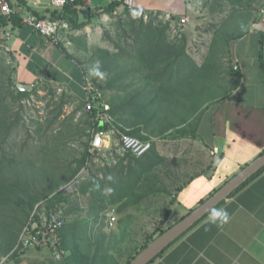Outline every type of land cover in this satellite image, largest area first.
<instances>
[{
	"label": "crops",
	"instance_id": "crops-1",
	"mask_svg": "<svg viewBox=\"0 0 264 264\" xmlns=\"http://www.w3.org/2000/svg\"><path fill=\"white\" fill-rule=\"evenodd\" d=\"M112 1L120 0H79L80 4L73 8L76 11L74 26L70 24L72 27L69 29L68 23L63 20L66 27L57 32L56 40L42 37L25 25L12 27L9 24L6 27L9 33L6 44L8 51H0V56L4 57L6 64H11L15 86L22 83L33 89L34 82L44 80L59 87L60 92L76 102H85L87 93L84 89L87 85L82 63H99L91 59L94 52L92 46H96L94 44L99 40L98 31L109 16L124 9L121 5L115 12L107 13ZM134 9L145 15H169L173 19L172 26L177 25L180 18H187L188 24L180 29L188 40V0H134ZM32 11L44 18L52 16L48 10L45 13ZM169 33L174 37L172 31ZM262 36L264 11L246 35L231 42L230 66L237 87L229 98L208 105L193 136L177 138L170 142L169 147L165 144L155 147L164 162L153 171L159 178L156 177L158 182L154 184L156 191L152 195L167 191L162 182L166 178L163 176L167 171V150L161 149H178L171 152L177 156L172 178L182 182L175 188L170 210L175 205L184 209V216H180L179 220L264 153V70L260 59ZM249 37L252 40L250 54L232 48L233 43L241 44ZM77 65L82 72L78 71ZM52 70L62 77L52 75ZM156 139L162 138L146 141L151 143ZM215 148L218 149L217 156L212 155ZM100 157H95L91 162H99ZM216 209L227 211V223H209L211 213L208 214L150 264H264V171ZM66 251L68 255L63 262L54 261L47 251L28 250L12 256L11 252L7 260L0 264H65V261L73 264L74 259H69L71 252Z\"/></svg>",
	"mask_w": 264,
	"mask_h": 264
},
{
	"label": "rangeland",
	"instance_id": "rangeland-1",
	"mask_svg": "<svg viewBox=\"0 0 264 264\" xmlns=\"http://www.w3.org/2000/svg\"><path fill=\"white\" fill-rule=\"evenodd\" d=\"M188 3L190 4L188 29L190 30L187 32L186 52L198 66L202 64L211 40L218 30H225L238 19L245 20V23L240 26L239 32L250 29L260 19L264 11V0H256L244 10L237 12L232 17L233 20H229L232 15V8L221 0H188ZM28 8L36 10L38 13H45L47 10L48 12L52 11L47 0H43L37 5L30 4L29 7L22 6L21 13L27 14ZM50 17L53 18L50 15L47 18ZM149 19L147 17L143 20L147 22ZM158 20L157 17L156 21ZM128 21V18L124 16L123 8L113 16H109V19L101 25L102 28L98 31L99 40L95 42L94 45L96 46H92V50L95 51L100 48L115 53L117 47L124 48L131 45ZM227 21H229V25L223 28V24ZM66 22L70 29L73 25L71 26L67 20ZM72 22L75 24L74 18ZM170 24V31H172L171 27H175L176 24L173 26L172 23ZM61 32L62 30L58 33V37ZM251 43L252 40L249 37L241 44L233 43L232 48L237 49L240 53L250 54ZM234 51L236 52V50ZM82 64L85 66L86 85L90 90L94 89L101 95V102L96 103L95 107L103 103L108 104L111 95L115 92L99 88L98 85L105 88L107 81L116 77V73L104 72L101 63ZM223 64L224 69L231 68L230 65L228 66L229 63ZM97 65L105 73L104 79L90 75L91 69ZM77 66L78 71L82 72L79 65ZM13 74L11 64H6L4 57L0 56V117L4 118L3 115H6L10 121L16 115L20 117L19 123L9 134V139L5 143V151L10 154L11 166L2 169L0 178L9 184L21 185L25 183L27 190L24 192L30 196L36 194L53 196L61 189L63 194L61 197H67V204L62 202L58 208L62 212L67 211V216L64 217L65 229L63 230L64 233L62 232V242L66 243L70 252L76 242L79 253L84 252L85 255L87 253L89 263H92L91 257L94 255V261H96L94 264H127L137 251L138 253L141 251V247L145 243L158 237L161 230L166 231L179 221L180 216H184V209L178 205L170 210V202L176 191L175 188L182 182L172 178L173 164L177 161V156L172 154L178 150L172 148L161 149L162 151L167 150L165 155L167 157L165 168L167 171L163 176L166 178L162 182L169 193L166 191L160 195H152L139 206L124 209L120 213L117 212L118 206L106 205L104 211L99 212L97 210L98 213L93 214L91 201L79 194L76 185L80 181H89L91 174H95L98 179L103 180V174L109 169L127 163V153L122 154L115 150H112L111 155L110 152L104 153L99 158V162L93 160V163L91 162L92 159L89 161L85 173H82L76 182L65 181L72 172L78 169L77 161L85 153L93 132L84 110L86 103L76 102L72 97L60 92L59 87L44 82V80L34 82L31 95L17 103L12 97V93L15 94ZM52 75L61 76L60 73L53 70ZM125 83H128V80ZM222 85L224 89L228 86L226 82ZM8 125L9 122L0 121V142L4 141L3 130ZM177 138L181 137L172 133L160 139L164 143H161L159 139L151 143L155 147L163 144L169 147L170 142ZM9 146L11 148H7ZM152 175L154 179L150 183L155 184L158 182L156 177L159 178V176L154 172ZM57 182L60 187L53 192ZM104 189L109 193V187ZM110 199L107 198V200ZM38 205L34 207L33 211L36 210L40 214L48 212L43 200ZM25 212L22 211V213ZM111 214L116 217V223L113 228L107 229L105 226L106 219ZM20 215L22 214L19 212ZM19 219L21 220V217ZM15 227L18 228L17 225H14V229ZM7 258L8 256L0 257V263L6 261ZM80 259L86 260L82 256Z\"/></svg>",
	"mask_w": 264,
	"mask_h": 264
},
{
	"label": "trees",
	"instance_id": "trees-1",
	"mask_svg": "<svg viewBox=\"0 0 264 264\" xmlns=\"http://www.w3.org/2000/svg\"><path fill=\"white\" fill-rule=\"evenodd\" d=\"M6 1L12 9L15 8L17 0ZM221 1L232 8V15L229 20H233L232 17L237 12L244 10L256 0ZM78 4L80 2L76 0L73 5H67L61 13L53 12V19L67 20L74 26L72 19L76 16V11L73 8ZM121 5V0L112 1L106 12L111 14ZM30 11L38 18L44 19L32 10ZM144 15L134 8L127 9L124 7V16L129 20L131 45L124 48L117 47L115 53L100 48L92 53L91 59L93 62L101 63L104 72L116 73V77L107 81L105 88L98 85L99 88L115 92L109 99L108 115L114 120V122L112 121L113 125L119 131L142 141L150 140V138H163L172 133L182 138L188 135L193 136L201 115L208 105L229 98L236 89L235 74L232 68L224 69L223 63L230 65L231 42L246 35L249 28L242 32L238 31L240 26L245 23L243 19L234 21L231 26H228L229 21L225 22L223 28L228 27L223 31L218 30L213 36L203 62L198 66L186 52V38L182 29H177L179 36L171 37L169 33L170 23L156 21L157 14L156 16L148 15L150 19L145 22L143 20ZM9 24L12 27L23 25L18 15L0 16V28H5ZM81 26L77 25V27ZM263 37L261 46L263 45ZM260 59L261 67L264 70L262 49ZM127 80L128 83H125ZM225 82L228 86L224 89L222 83ZM14 90L15 94L12 93V97L17 103L31 95V91L21 92L16 86ZM91 90H93L91 91L93 94L94 89ZM97 112V108H94L89 114L86 113L89 126L94 130H107L109 128L107 124L94 122ZM3 116L5 117H0V121L9 122V125L3 130L4 141L0 142V174L2 169L11 166L10 154L5 151V143L9 139V134L20 121L18 115L11 121L6 115ZM7 148H11V146ZM88 148L89 145L77 161L78 169L72 172L65 181H73L81 169L85 168L86 163L91 160L87 151ZM127 156V163L109 169L103 174V180L98 179L95 174H91L89 181H80L76 185L79 194L91 201L93 214L96 215L97 210L99 212L104 211L106 205L117 204H119L117 212L120 213L124 209L138 205L144 198L155 193L154 183H150L154 179L152 173L158 165L164 162V159L156 152L155 146L152 145L149 152L141 158H135L129 153ZM263 171L264 168L238 190ZM105 180L108 181L105 182ZM18 185L16 183L9 184L0 178V237H2L0 240V257L7 256L11 252V256L16 253L14 249L19 235L29 222L34 207L40 201H44L48 211L58 209L62 202L67 204V197L62 198L61 191L53 196L46 194L30 196L24 192L27 190L25 183ZM59 187V183H55L53 192ZM105 187H109V193L105 191ZM108 197L111 199L107 200ZM22 211L26 212L22 213ZM19 212L22 215L19 216ZM63 214L66 217L67 211ZM14 225H17L19 229L16 227L14 229ZM64 229L65 226L61 233H64ZM163 232L164 230H161L158 236ZM149 242L145 243L141 250ZM63 246L65 249L68 248L66 243H63ZM81 256L86 260H81ZM69 259L70 261L74 259L73 264H94L96 262L93 255L91 257L92 263H89L87 253L86 255L84 252L79 253L76 242ZM65 264L70 263L65 261Z\"/></svg>",
	"mask_w": 264,
	"mask_h": 264
},
{
	"label": "built area",
	"instance_id": "built-area-1",
	"mask_svg": "<svg viewBox=\"0 0 264 264\" xmlns=\"http://www.w3.org/2000/svg\"><path fill=\"white\" fill-rule=\"evenodd\" d=\"M41 1L43 0H17L15 5L16 7L12 9L6 0H0V16L18 15L20 16L23 25L33 29L42 37L56 40L57 32L61 28L66 27L62 20L53 18L40 19L31 13L30 8H28L27 14L21 13L22 5L24 7H29L30 4L37 5L40 4ZM47 1L49 2V7L52 9L51 12H57L58 14L61 13L67 5H73L76 2V0ZM121 2L123 7L127 9L134 8V0H121ZM20 4L22 5L20 6ZM147 17L148 15H144V18ZM158 19L164 23L173 22L172 17L169 15H166L165 17L158 16ZM187 24V18H180L177 25L172 27L174 36H179L177 29L182 28ZM8 36L9 33L7 32V28H0V51H8L6 46ZM234 69L236 70V67H234ZM84 90L87 93L84 109L85 112L89 114L94 108H97L98 112L94 118V122H99L103 125L107 124L109 126L107 130L93 129L89 148L87 150L90 154V159L100 157L102 154L107 152H110L111 155L112 150L122 154L129 153L135 158H140L146 155L151 149V143L149 141H142L119 131L113 125L112 119L108 115L109 105L103 103L98 107H95L96 103H99V101L101 102V95L96 91L92 94V90H90L88 86ZM212 155H218L217 148L213 149ZM88 164L89 161L86 163L85 168L82 169L73 181L76 182V179L79 178L82 173H85ZM115 223L116 217L111 214L107 217L105 226L107 229H111ZM64 226L65 218L61 209L50 210L47 213L42 214L37 213L35 210L27 225L22 229L14 251L18 253L28 250L47 251L54 261H63L68 255V252L64 248L62 242L61 231Z\"/></svg>",
	"mask_w": 264,
	"mask_h": 264
},
{
	"label": "water",
	"instance_id": "water-1",
	"mask_svg": "<svg viewBox=\"0 0 264 264\" xmlns=\"http://www.w3.org/2000/svg\"><path fill=\"white\" fill-rule=\"evenodd\" d=\"M263 65H264V37L262 45ZM21 92L32 91L31 86L17 85ZM264 168V153L245 166L235 176L229 179L222 187L203 201L198 207L179 220L175 225L156 237L143 250L136 254L128 264H150L170 245L188 232L198 222L210 214L222 202L226 201L233 193L242 187L249 179L255 176ZM61 190V189H60ZM59 190V191H60ZM39 206V205H38ZM37 206V207H38Z\"/></svg>",
	"mask_w": 264,
	"mask_h": 264
},
{
	"label": "clouds",
	"instance_id": "clouds-1",
	"mask_svg": "<svg viewBox=\"0 0 264 264\" xmlns=\"http://www.w3.org/2000/svg\"><path fill=\"white\" fill-rule=\"evenodd\" d=\"M90 75L93 77H98L100 79H104L105 73L102 72L99 66H95L91 69ZM229 220V215L226 210L224 209H216L213 210L209 216V223L212 224H225Z\"/></svg>",
	"mask_w": 264,
	"mask_h": 264
}]
</instances>
